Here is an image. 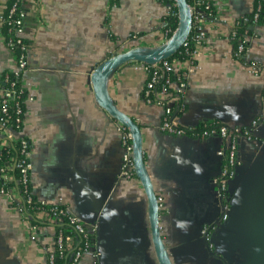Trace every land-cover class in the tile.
Returning a JSON list of instances; mask_svg holds the SVG:
<instances>
[{
    "label": "crops",
    "instance_id": "0c3cea01",
    "mask_svg": "<svg viewBox=\"0 0 264 264\" xmlns=\"http://www.w3.org/2000/svg\"><path fill=\"white\" fill-rule=\"evenodd\" d=\"M0 0V78L16 65ZM28 0L26 36L32 42L23 84L22 134L31 142L32 192L65 204L98 225L95 251L80 264H161L153 241L150 201L139 177L120 176L123 124L98 98L95 73L128 51L159 52L167 39L163 0ZM216 19L203 22L206 37L190 71L185 127L218 119L243 125L264 117V23L254 28L243 59L233 56L230 33L253 13L254 0H213ZM175 34V33H174ZM146 73L140 61L119 65L102 86L103 97L136 119L153 187L164 207L160 231L171 264H264V126L242 139L241 163L230 181L229 220L217 226L211 249L200 231L223 211L216 181L223 158L220 137L195 139L161 131L164 109L142 98ZM217 223V222H216ZM55 227L33 230L15 203L0 192V264H49Z\"/></svg>",
    "mask_w": 264,
    "mask_h": 264
},
{
    "label": "built area",
    "instance_id": "2783aa9c",
    "mask_svg": "<svg viewBox=\"0 0 264 264\" xmlns=\"http://www.w3.org/2000/svg\"><path fill=\"white\" fill-rule=\"evenodd\" d=\"M117 3L118 0H113ZM210 5L201 7L198 3L192 10L195 15V31L193 41L196 49L192 52V59H176L169 61L164 59L158 62H146L145 84L142 89V98L146 103H155L163 107L164 113L161 121V131L172 136H187L188 130L193 127H185L178 123V111L182 109L185 96L189 87V75L196 64V56L203 45L206 32L203 22L216 19V12L208 10ZM261 4L254 8V21L260 15ZM29 7L28 0H11L3 13V25L7 31V45L14 53L16 65L11 70V75H4V83L0 82V192L8 196L33 230H37L41 224L51 222L55 227L54 247L48 255L49 264H80L83 258L96 249V234L98 225L88 224L81 217L71 213L68 207L62 203H46L39 200L32 192V168L30 159L31 142L22 134L26 120V101L32 99L23 84L24 73L29 68L32 42L25 32L28 25ZM238 21L230 33L233 43V56L243 59L249 46L251 35L246 30L238 33ZM186 44V42L184 43ZM254 73H264V68L259 64H251ZM8 83V85H7ZM207 126V124H206ZM264 126V117L256 116L243 125L223 124L218 128H207L198 133L195 139H207L217 136L223 140L219 155L223 158V164L216 181L217 196L222 202L223 211L220 219L215 223L205 224L201 228V235L212 249L214 243L211 237L217 226L229 220L231 210L230 181L237 175V167L241 163L240 144L242 139L257 137L261 127ZM18 144V145H17ZM12 147L21 153V157H11L2 163V153L10 151ZM122 160L120 176L125 179L137 177L134 160V144L132 135L123 128L121 135ZM19 170V176L15 177L13 171ZM40 201L49 208L35 209L31 207L33 199ZM160 209L164 204L160 201ZM70 226L67 231L66 227Z\"/></svg>",
    "mask_w": 264,
    "mask_h": 264
},
{
    "label": "water",
    "instance_id": "95a60500",
    "mask_svg": "<svg viewBox=\"0 0 264 264\" xmlns=\"http://www.w3.org/2000/svg\"><path fill=\"white\" fill-rule=\"evenodd\" d=\"M179 12L180 22L173 37L180 31L178 37L164 50L154 52L152 50L140 53L135 50H130L125 53L117 54L111 57L105 64H103L95 73V88L97 98L100 104L106 108L116 119H118L131 133L134 144V160L136 165V173L139 177L150 201V215L151 227L153 234V241L157 249L158 257L161 264H171L164 247L162 235L160 231V203L159 197L153 187L149 172L144 160L143 151V133L140 126L130 117L121 113L112 103L103 97L102 86L106 82L107 76L116 69L119 65L127 61L158 62L169 58L173 55L187 40L192 27V10L186 0H176Z\"/></svg>",
    "mask_w": 264,
    "mask_h": 264
},
{
    "label": "trees",
    "instance_id": "16d2710c",
    "mask_svg": "<svg viewBox=\"0 0 264 264\" xmlns=\"http://www.w3.org/2000/svg\"><path fill=\"white\" fill-rule=\"evenodd\" d=\"M163 2L165 4L170 5V12L164 18V20L166 22L165 26H164V33H165L166 38L170 39L174 35V33L176 32V30L179 26L180 12H179V7H178L176 0H163ZM186 2L192 8V10L199 3L201 7H205L206 5H210V8H208V10L210 12H213V13L216 12V7L214 5L213 0H186ZM257 3L261 4L260 15H259L258 20L256 22L254 21V17H253L254 12L246 15V17L240 22V25L238 27V33H240V34L244 33L247 30L249 32V34L252 36L254 34V31H255L254 28L258 24L264 23V0H254V8L257 7ZM117 4L118 3H115V1H112L111 7L114 5H117ZM194 31H195V15L193 12L192 13V27H191L190 34H189L187 40L185 41L186 44H183L173 55H171L169 58H167L169 61L172 62L176 59H182V60L192 59V52L196 49V45H195L193 38H192ZM125 63H123V64H125ZM9 74L11 75V79H13L11 72H9ZM0 82L1 83L5 82L3 80V77L0 78ZM7 85H8V83H7ZM185 107H186V104H184L182 109L178 111V114H182L183 111L186 109ZM133 120L139 126H141V124L136 119H133ZM206 124H207V126H206ZM223 124L224 123L218 119L202 121V122L196 124L195 126H191L193 128H190L188 130L187 136L192 137V138H197L195 136L198 133H200L201 131H203L204 129H207L208 127L209 128H218ZM123 128L128 132V129L124 125H123ZM11 157H15V158L21 157V153L16 149V147H12L9 152L4 150V152L2 153L1 162L2 163L7 162ZM144 160L146 161L145 154H144ZM13 173H14L15 177L19 176V170L17 168L13 171ZM31 207H34L35 209H40V208H47L48 209L49 208L48 205H42V203L40 201L36 200V198L33 199L32 203H31ZM161 211L162 210L160 209V215H161ZM66 229H67V231L70 230V226H67Z\"/></svg>",
    "mask_w": 264,
    "mask_h": 264
},
{
    "label": "bare ground",
    "instance_id": "6f19581e",
    "mask_svg": "<svg viewBox=\"0 0 264 264\" xmlns=\"http://www.w3.org/2000/svg\"><path fill=\"white\" fill-rule=\"evenodd\" d=\"M180 31H181V30H179V32L177 33V35H179Z\"/></svg>",
    "mask_w": 264,
    "mask_h": 264
}]
</instances>
